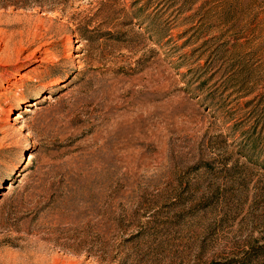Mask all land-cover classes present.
Wrapping results in <instances>:
<instances>
[{
  "label": "rangeland",
  "instance_id": "rangeland-1",
  "mask_svg": "<svg viewBox=\"0 0 264 264\" xmlns=\"http://www.w3.org/2000/svg\"><path fill=\"white\" fill-rule=\"evenodd\" d=\"M0 264H264V0H0Z\"/></svg>",
  "mask_w": 264,
  "mask_h": 264
},
{
  "label": "bare ground",
  "instance_id": "bare-ground-1",
  "mask_svg": "<svg viewBox=\"0 0 264 264\" xmlns=\"http://www.w3.org/2000/svg\"><path fill=\"white\" fill-rule=\"evenodd\" d=\"M35 102H33V103H30L29 105H30V107H34V106H37L38 105V103H35ZM24 111L25 112H29V110H28V108H25L24 109ZM22 117L20 116V114L16 117V118H14V121H16V120H19V119H21Z\"/></svg>",
  "mask_w": 264,
  "mask_h": 264
}]
</instances>
